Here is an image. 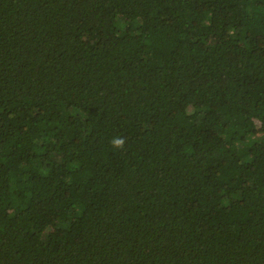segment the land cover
Instances as JSON below:
<instances>
[{
	"label": "trees",
	"instance_id": "obj_1",
	"mask_svg": "<svg viewBox=\"0 0 264 264\" xmlns=\"http://www.w3.org/2000/svg\"><path fill=\"white\" fill-rule=\"evenodd\" d=\"M0 264H264V0H0Z\"/></svg>",
	"mask_w": 264,
	"mask_h": 264
},
{
	"label": "clouds",
	"instance_id": "obj_2",
	"mask_svg": "<svg viewBox=\"0 0 264 264\" xmlns=\"http://www.w3.org/2000/svg\"><path fill=\"white\" fill-rule=\"evenodd\" d=\"M120 143L122 144V143H123V141H120Z\"/></svg>",
	"mask_w": 264,
	"mask_h": 264
}]
</instances>
